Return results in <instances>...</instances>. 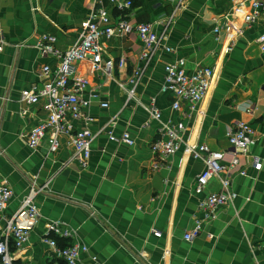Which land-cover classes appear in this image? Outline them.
<instances>
[{
  "label": "crops",
  "instance_id": "crops-1",
  "mask_svg": "<svg viewBox=\"0 0 264 264\" xmlns=\"http://www.w3.org/2000/svg\"><path fill=\"white\" fill-rule=\"evenodd\" d=\"M133 1V9L125 15L133 25L170 19L179 4V0ZM259 1L264 5V0ZM93 7L91 0H0L7 40L0 54V184L7 182L14 192L7 216L19 209L32 181L39 186L51 181L49 190L36 200L41 222L29 243L15 253L16 264H65L43 242L53 222L75 235L70 240L53 235L60 247L75 240L89 247L80 264H92V255L100 264H264V166L257 172L242 157L238 170L229 177L222 174V180L230 179L237 199L206 219L200 204L225 189L221 179H215L197 195L196 179L205 158L188 153L206 145L230 160L228 132L244 122L257 134L251 154L264 164V53L256 42L264 34V10L253 25L245 26L242 14L234 12L243 8L232 0H188L169 26L167 43L175 53L161 54L150 64L129 103L130 79L142 43L135 33L105 40V60L124 59L126 66H115V75L109 78L90 71L88 63L80 65L77 76L88 83L85 97L97 96L85 115L95 120L90 126L94 134L114 120L116 137L128 132L135 144L97 135L90 163L83 169L73 160L68 136H59L55 153L47 141L37 150L28 146L29 132L46 115L42 102L27 104L21 93L44 80L43 66L58 67L56 58L41 55L37 42L53 36L55 49L65 53L80 39ZM113 14L116 19L118 14ZM226 17L244 29L228 53L231 39L222 34L217 40L213 32ZM178 58L185 60L189 72L199 66L215 70L213 85L194 115L187 106L183 112H172L173 99L163 92L164 62ZM102 103L109 108L103 109ZM154 107L163 114L161 120L151 115ZM170 121L184 123V141L157 170L159 158L152 144ZM243 170L247 176H240ZM199 223L201 235L186 241L185 235Z\"/></svg>",
  "mask_w": 264,
  "mask_h": 264
},
{
  "label": "built area",
  "instance_id": "built-area-1",
  "mask_svg": "<svg viewBox=\"0 0 264 264\" xmlns=\"http://www.w3.org/2000/svg\"><path fill=\"white\" fill-rule=\"evenodd\" d=\"M94 4L91 15L86 21L80 39L69 50L61 53L55 49L56 38L44 36L36 48L43 57L53 56L58 60V67L53 70L50 66H43L41 74L44 80L21 93V100L27 104L43 103L45 119L35 126L28 134V146L37 150L44 141H47L50 152L55 153L60 147L59 136H68L73 146V160L86 169L92 156V143L97 135L106 134L110 141L133 146L135 141L130 133L125 132L121 137H116L115 123L111 120L106 127L94 134L90 128L94 119L85 115L86 109L91 104L90 98L85 97L88 83L77 76V70H82L80 65L88 63L90 71L112 78L115 75V66L124 68L126 61L120 59L118 63L113 60H105L103 42L114 37H124L135 33L142 43V53L139 62L134 69L127 96V103L135 97V89L140 83L146 69L161 54L172 55L175 53L167 43L169 26L181 11L188 0H179L177 9L170 19L158 20L151 23L133 25L125 20V15L134 7L133 0H91ZM240 8H234V12L242 14L245 26L253 25L260 17L264 5L259 0H232ZM110 6V7H109ZM117 13V20L113 13ZM228 19V20H226ZM219 22L213 32L219 40L222 34L231 39V46L226 52H230L237 37H241L244 29L230 18ZM257 44L264 53V34L259 36ZM7 40L2 26L0 14V54L6 50ZM163 92L172 99V112H183L187 106L190 115L198 112V109L213 85L215 70L209 67L199 66L189 72L186 70L184 59L178 58L164 62ZM103 109H108V103H102ZM156 120H161L163 114L155 107L150 110ZM82 123L76 128L77 123ZM186 127L183 122H168L161 129L162 137L152 144V150L159 158V164L155 169L163 168L181 148ZM257 134L250 125L244 122L236 123L228 132V140L233 150V157L227 160L224 152L213 151L206 145L195 146L188 149V153L194 158H205V166L196 179L195 193L201 195L207 186L215 179H221L222 174L232 173L240 168V158H246L255 171L263 169V162L251 154V148L256 144ZM240 176H247V171L240 172ZM225 189L222 193L210 194L200 207L205 211V217L214 218L215 211L223 206L231 204L237 199V194L230 190L229 178L221 179ZM51 181L39 186L37 181L31 182L30 190L23 199L19 209L11 216L8 210L14 199V192L7 182L0 184V262L1 264H16L15 253L21 251L28 243L33 230L42 219L40 208L36 202L39 194L49 190ZM202 226L199 223L196 228L185 235L186 241H192L201 235ZM55 235L63 240L74 238V232L64 228L59 222L48 224L43 242L50 249L52 256L63 260L65 264H80L82 257L90 253L88 246L76 240L70 246L60 247L59 241L53 238ZM157 237L161 235L155 233ZM92 264H100L97 256H91Z\"/></svg>",
  "mask_w": 264,
  "mask_h": 264
},
{
  "label": "trees",
  "instance_id": "trees-1",
  "mask_svg": "<svg viewBox=\"0 0 264 264\" xmlns=\"http://www.w3.org/2000/svg\"><path fill=\"white\" fill-rule=\"evenodd\" d=\"M71 243L67 244L65 247L70 246ZM64 248V247H63Z\"/></svg>",
  "mask_w": 264,
  "mask_h": 264
}]
</instances>
